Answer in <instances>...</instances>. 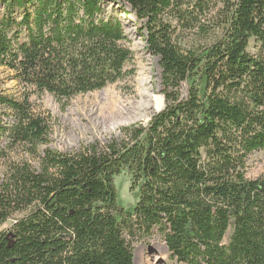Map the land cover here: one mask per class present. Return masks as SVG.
Here are the masks:
<instances>
[{
	"label": "trees",
	"instance_id": "16d2710c",
	"mask_svg": "<svg viewBox=\"0 0 264 264\" xmlns=\"http://www.w3.org/2000/svg\"><path fill=\"white\" fill-rule=\"evenodd\" d=\"M130 15L164 106L103 143L51 147V116L31 98L133 76ZM18 149L32 161L9 159ZM256 151L264 0H0V227L11 220L0 264H134L132 243L154 233L182 264H264V172L247 174ZM122 172L136 189L128 207Z\"/></svg>",
	"mask_w": 264,
	"mask_h": 264
},
{
	"label": "rangeland",
	"instance_id": "374dc122",
	"mask_svg": "<svg viewBox=\"0 0 264 264\" xmlns=\"http://www.w3.org/2000/svg\"><path fill=\"white\" fill-rule=\"evenodd\" d=\"M109 8L111 5L108 6ZM113 7H116L113 6ZM126 33L129 35L130 48L133 51L135 74L121 81L109 84L93 92L76 95L69 100H57L51 94L44 93L31 98L32 106L39 113H49L50 146L66 151L77 148L80 144L93 141L105 142L117 134L118 129L138 122H146L155 112L164 106L160 93L158 68L146 50L142 34L135 26L132 15L120 16ZM7 73L1 74L6 77ZM9 92H16L14 82L6 80ZM112 104L119 108L114 113ZM9 159L20 161L29 159L21 149L9 155ZM32 161V160H30ZM248 176L256 177L264 172V152L256 151L249 160ZM4 171V160H0V178ZM130 176L126 172L114 178L119 204L128 207L135 202V190L130 187ZM11 220L0 227H8ZM134 264H182L169 257L162 238L154 233L145 239L132 243Z\"/></svg>",
	"mask_w": 264,
	"mask_h": 264
},
{
	"label": "bare ground",
	"instance_id": "6f19581e",
	"mask_svg": "<svg viewBox=\"0 0 264 264\" xmlns=\"http://www.w3.org/2000/svg\"><path fill=\"white\" fill-rule=\"evenodd\" d=\"M111 107H112V109L114 110V113H115V114L118 113L119 108H118L116 105L112 104Z\"/></svg>",
	"mask_w": 264,
	"mask_h": 264
}]
</instances>
